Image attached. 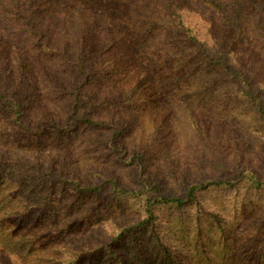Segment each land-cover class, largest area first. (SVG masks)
<instances>
[{"label": "trees", "instance_id": "obj_1", "mask_svg": "<svg viewBox=\"0 0 264 264\" xmlns=\"http://www.w3.org/2000/svg\"><path fill=\"white\" fill-rule=\"evenodd\" d=\"M36 53L58 61L66 71L65 79L60 78L56 67L34 59ZM14 54L17 60L11 59ZM244 57L252 65H264V0H0V119L14 125L13 129L1 127L0 136L30 140L51 132L70 139L79 135L82 127L104 130L108 133L104 141L115 149L121 163L137 168L136 189H120L116 185L121 183L104 175L100 182L84 183L66 169L64 158L55 160L51 155L44 160L38 155L35 160L20 150L7 154L0 147V186L13 183L21 194L18 204L13 197L6 198L11 210L1 213L2 220L24 237L29 233L24 229H33L38 223L42 226L51 217L59 218L58 206L66 191L77 198L97 199L113 184L119 196L135 191V197H143L148 218L135 228L151 230L163 255L170 264H176L172 247L158 228L156 209L162 205L182 210L194 202L200 208V191L237 188L238 181L188 182L182 195L165 194L146 176L144 154L137 151L132 160L124 158V147L117 142L129 130L126 122L99 119L100 114L108 106L127 104L146 113L161 111L167 125L174 111L173 92L160 97L162 76L169 74L179 85L188 79L183 78L185 73L194 76L203 69L210 84L219 80L223 86L232 84V91L240 93L264 123L263 85L250 71L251 64L242 65ZM192 63V70L185 72ZM37 72L46 78L50 88L47 94L69 104L65 116L55 119L37 111L38 96L46 92ZM125 77L131 79L126 82L122 79ZM180 107L188 123L199 129L201 117L193 106L189 103ZM244 177L251 187H264L254 172ZM64 219L61 217L60 222ZM30 222L34 226H29ZM133 232L132 225L122 235L134 239ZM81 247L66 252L70 264H78L91 253L90 246Z\"/></svg>", "mask_w": 264, "mask_h": 264}, {"label": "rangeland", "instance_id": "obj_2", "mask_svg": "<svg viewBox=\"0 0 264 264\" xmlns=\"http://www.w3.org/2000/svg\"><path fill=\"white\" fill-rule=\"evenodd\" d=\"M164 33L169 36L168 31ZM245 57L243 66L251 64ZM11 59L17 60L18 55ZM34 59L52 69L56 67L60 78L65 79L66 71L58 61L38 53ZM193 64L185 72L191 71ZM206 71H197L194 76L185 73L183 78L188 79L179 85L169 74L162 76L158 84L160 97L173 92L174 111L167 125L161 111L152 109L146 113L127 104L104 108L99 119L126 122L129 130L117 142L124 147V158L132 160L137 151L144 154L146 176L165 194L182 195L188 182L238 181L237 188L209 187L200 191V208L194 202L182 210L162 205L156 209L158 228L163 239H168L176 264H264V187H251L244 177L254 172L264 182V123L250 103L232 91V84L223 86L219 80L212 85ZM250 71L258 75L257 82L264 89V65L254 62ZM37 77L46 90L38 96L37 111L55 119L65 116L69 104L48 95L50 88L45 76L37 72ZM122 79L128 82L131 78ZM105 89L109 94V82ZM189 103L201 117L199 129L183 115L180 106ZM7 125L14 128L8 120L0 119V128ZM155 133L159 136L154 137ZM107 134L104 130L82 127L80 134L70 139L58 138L51 132L30 140L0 136V147L7 154L20 150L35 160L38 155L44 160L51 155L55 160L64 158L66 169L84 183L100 182L104 175L122 184L117 188L136 189L137 168L121 163L115 149L104 141ZM114 187L111 184L97 199L77 198L66 191L58 206L59 218L51 217L46 224L37 226L38 223L36 227L30 222L29 226L34 228L24 229L29 233L22 237L1 217L3 211L11 210L6 198L13 197L18 204L21 194L13 183L0 186V264H70L66 252L71 248L82 250V245L90 246L91 253L78 264H170L151 230L135 228L148 218L143 197H135V191L133 195L119 196ZM61 217L64 222H60ZM132 225L134 239L122 235Z\"/></svg>", "mask_w": 264, "mask_h": 264}]
</instances>
